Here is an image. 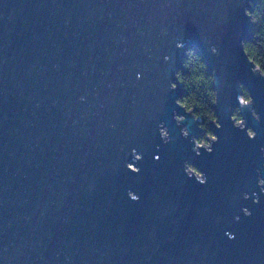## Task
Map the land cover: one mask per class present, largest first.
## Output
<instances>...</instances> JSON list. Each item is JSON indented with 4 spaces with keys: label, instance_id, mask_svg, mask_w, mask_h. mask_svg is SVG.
I'll return each mask as SVG.
<instances>
[{
    "label": "water",
    "instance_id": "obj_1",
    "mask_svg": "<svg viewBox=\"0 0 264 264\" xmlns=\"http://www.w3.org/2000/svg\"><path fill=\"white\" fill-rule=\"evenodd\" d=\"M256 2L0 0V264H264ZM193 49L208 144L179 102Z\"/></svg>",
    "mask_w": 264,
    "mask_h": 264
},
{
    "label": "trees",
    "instance_id": "obj_2",
    "mask_svg": "<svg viewBox=\"0 0 264 264\" xmlns=\"http://www.w3.org/2000/svg\"><path fill=\"white\" fill-rule=\"evenodd\" d=\"M252 19L251 39L245 42V49L250 59L264 74V0H257L250 11ZM178 78L183 86V94L179 102L188 110H192L201 119L203 134L198 143H209L214 136L213 128L217 123L215 112L216 91L213 76L208 71L206 61L195 49L189 50L184 59V70H180ZM244 99L250 101L249 92L243 88ZM234 118L241 120L239 111H234Z\"/></svg>",
    "mask_w": 264,
    "mask_h": 264
},
{
    "label": "clouds",
    "instance_id": "obj_3",
    "mask_svg": "<svg viewBox=\"0 0 264 264\" xmlns=\"http://www.w3.org/2000/svg\"><path fill=\"white\" fill-rule=\"evenodd\" d=\"M211 51H212V53H216V49H215V48H212ZM165 59H167V57H165ZM161 126H164V125L161 124V125H160V128H159V134H160V137L162 138ZM162 140H163V142L167 143V142H169L170 139L165 140V139L162 138ZM206 151H207L209 154L212 153V152H213V147L211 146V147L208 148ZM133 154H134V157H135V160H136V161H140V160L142 159L141 155L135 154V150H133ZM157 159H159V157H157ZM126 167H127V169L130 170L132 173H139V172H140V169H139L138 167H136L135 164H133V163H128V164L126 165ZM184 170H185V167H184ZM185 172H186V171H185ZM186 174H187V173H186ZM187 176H188L189 178H192V177H190L189 175H187ZM195 180H196L197 182H199L200 184H204V183H206V177H205L204 173H203V179H202V180H197V179H195ZM128 196H129L133 201H137V200L139 199V197H138L136 194H134L133 192H131V191H129ZM243 212H244L245 215H250V214H251V213L249 212V209H248V208H244V209H243ZM236 219L239 220V217L237 216Z\"/></svg>",
    "mask_w": 264,
    "mask_h": 264
},
{
    "label": "rangeland",
    "instance_id": "obj_4",
    "mask_svg": "<svg viewBox=\"0 0 264 264\" xmlns=\"http://www.w3.org/2000/svg\"><path fill=\"white\" fill-rule=\"evenodd\" d=\"M208 144V143H207Z\"/></svg>",
    "mask_w": 264,
    "mask_h": 264
}]
</instances>
